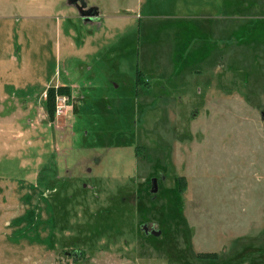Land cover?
Masks as SVG:
<instances>
[{
	"label": "rangeland",
	"instance_id": "1",
	"mask_svg": "<svg viewBox=\"0 0 264 264\" xmlns=\"http://www.w3.org/2000/svg\"><path fill=\"white\" fill-rule=\"evenodd\" d=\"M85 1L127 11L103 40L121 50L106 90L51 116L61 131L0 137V264H264V0ZM75 16L0 0L7 104L64 78L56 23L84 27Z\"/></svg>",
	"mask_w": 264,
	"mask_h": 264
},
{
	"label": "crops",
	"instance_id": "2",
	"mask_svg": "<svg viewBox=\"0 0 264 264\" xmlns=\"http://www.w3.org/2000/svg\"><path fill=\"white\" fill-rule=\"evenodd\" d=\"M85 2V9L92 7L95 10L90 13L88 19H84L75 5L69 3L67 0V5L75 9V17L81 19L84 27H79L76 30H73L71 27L63 29L61 23H56L55 60L56 64L59 62L61 63L64 73L62 77L64 78L59 79V81L56 80L53 84H50V82L46 84L35 102L32 103L30 99L22 96L17 99L19 102L18 104H7L10 98L6 95V91L9 90L8 87H10V82H6L4 79L8 77L11 68L10 66L0 64V75L3 74V77L0 76V137L6 135V137H3L2 142L5 144L9 143V148H20L21 145L23 147H26L25 145L30 146L32 141L28 138L29 135L32 133V130H40L37 129V127L41 126L43 123L46 124L47 127H50L52 131H61L63 129V123L56 125L55 122L50 119L51 116H49L47 112L46 92L48 88L56 89L58 87H63L66 89L68 92L67 95L70 97L68 111H71V109L73 111L75 110L74 104H76L77 99L81 102H86V100L91 101L92 99L88 98H90L92 89H94L95 86L100 87V84H102L104 90L108 88L109 81L108 83L105 81V77L102 73V70H106L107 68L103 66L102 62L110 58L109 55L112 53L116 54L119 52L121 48L105 46L103 45V40L109 39V30L114 24H118L119 29L127 24V11L124 10L125 13L123 14L108 15L97 5L88 4L87 1ZM131 11L132 10H129V12ZM138 51L139 49H130V57L132 58L133 55L136 59L138 57ZM112 62L114 63L110 68L115 67L114 64L116 60ZM110 68L108 67V70H110ZM114 70L116 76H118L120 74L118 68ZM134 71L135 81L140 83L142 77L137 63H135ZM104 73L106 74L107 72ZM73 75H76V77H73ZM72 78L76 80H71ZM113 86L114 89L118 88V84ZM30 117L34 120L31 121ZM18 118L23 120L26 119L29 125L22 128V126L16 122ZM40 134L45 136L46 132L40 130ZM37 141H39V139H37Z\"/></svg>",
	"mask_w": 264,
	"mask_h": 264
},
{
	"label": "water",
	"instance_id": "3",
	"mask_svg": "<svg viewBox=\"0 0 264 264\" xmlns=\"http://www.w3.org/2000/svg\"><path fill=\"white\" fill-rule=\"evenodd\" d=\"M68 2L75 5L78 12L80 13L81 16L84 17V19H88L90 16V13L95 11L94 8L92 7H90L89 9H85V4L82 2H77V0H68ZM150 183H151L150 191L155 192L156 187H157L156 179L152 178ZM141 228L145 234L150 233L151 235H154V236H158L160 234V230H155L154 228H151L150 231L148 232V227L146 224L142 225Z\"/></svg>",
	"mask_w": 264,
	"mask_h": 264
},
{
	"label": "trees",
	"instance_id": "4",
	"mask_svg": "<svg viewBox=\"0 0 264 264\" xmlns=\"http://www.w3.org/2000/svg\"><path fill=\"white\" fill-rule=\"evenodd\" d=\"M139 75V73H138ZM68 94L65 88L58 87L56 89L54 88H48L46 92V108L49 116L54 115V94ZM159 230V229H158ZM200 259H215V253H198L197 254Z\"/></svg>",
	"mask_w": 264,
	"mask_h": 264
},
{
	"label": "built area",
	"instance_id": "5",
	"mask_svg": "<svg viewBox=\"0 0 264 264\" xmlns=\"http://www.w3.org/2000/svg\"><path fill=\"white\" fill-rule=\"evenodd\" d=\"M70 97L67 94H54V116L67 115Z\"/></svg>",
	"mask_w": 264,
	"mask_h": 264
},
{
	"label": "flooded vegetation",
	"instance_id": "6",
	"mask_svg": "<svg viewBox=\"0 0 264 264\" xmlns=\"http://www.w3.org/2000/svg\"><path fill=\"white\" fill-rule=\"evenodd\" d=\"M150 231V229L148 230V232Z\"/></svg>",
	"mask_w": 264,
	"mask_h": 264
}]
</instances>
